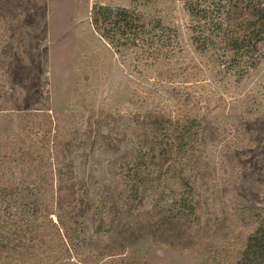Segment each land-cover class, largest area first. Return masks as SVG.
<instances>
[{"label":"rangeland","instance_id":"obj_1","mask_svg":"<svg viewBox=\"0 0 264 264\" xmlns=\"http://www.w3.org/2000/svg\"><path fill=\"white\" fill-rule=\"evenodd\" d=\"M185 2L22 0L13 41L0 24L2 214L5 195L16 188L24 195L18 115L37 137L59 130L76 171L71 213L80 255L63 259L25 241L32 259L236 264L239 238L249 231L239 210L264 208V44L256 68L222 65L216 51L194 45L199 23ZM95 4L136 6L161 19L178 32L177 44L165 48L175 52L149 66L148 52L113 48L91 22ZM36 112L42 116L27 115ZM126 186H137L138 198L121 204Z\"/></svg>","mask_w":264,"mask_h":264},{"label":"trees","instance_id":"obj_2","mask_svg":"<svg viewBox=\"0 0 264 264\" xmlns=\"http://www.w3.org/2000/svg\"><path fill=\"white\" fill-rule=\"evenodd\" d=\"M21 2L0 0V24L5 26L6 41H13L11 27L18 20V15L14 16ZM185 6L199 23L193 39L199 50L216 51L220 63L228 68L241 64L247 69L256 68L264 44V0H186ZM90 18L95 30L113 48H127L134 54L148 52L146 65L155 66L163 55L166 58L175 52L174 48H165L168 42L177 44V30L161 19L146 17L136 6L95 4ZM1 86L4 91V84ZM27 115L32 119L42 116L40 112ZM30 123L25 124L23 115L17 116V178L24 195H19L16 188L12 190L14 194L4 196L7 214H2L0 204V264H52L42 257L32 259L27 255L22 250L26 248L25 241L49 245L63 259L81 252L77 223L71 213L76 171L65 155L66 141L53 127L37 137ZM197 126L199 130L201 124ZM183 128L192 129L187 125ZM138 192L137 186H126L120 193L121 204L137 199ZM24 196L32 198L33 204L31 213L22 218V213H26L21 211L26 205ZM239 211L249 231L239 238L236 264H264V208L246 207Z\"/></svg>","mask_w":264,"mask_h":264}]
</instances>
